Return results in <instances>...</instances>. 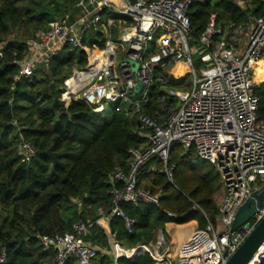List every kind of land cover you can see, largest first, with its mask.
<instances>
[{"label": "trees", "instance_id": "16d2710c", "mask_svg": "<svg viewBox=\"0 0 264 264\" xmlns=\"http://www.w3.org/2000/svg\"><path fill=\"white\" fill-rule=\"evenodd\" d=\"M76 1L0 0V256L5 255L3 264H50L55 252L42 248L41 237L62 236L82 221L88 227L83 240L97 252L92 264H154L148 253L114 259L111 241L131 250L153 244L157 231L164 234L166 224L194 221L197 230L215 224L219 208L214 198L222 187L220 175L198 157L193 147H173L168 161L169 166L174 165L170 178L156 158L137 172V188L158 197L161 208L145 202L121 203L125 216L135 222L130 233L123 219L111 215L110 191L120 188L121 183L111 184L109 177L116 170L129 171L133 157L128 150L147 147L136 127L140 116L162 121L157 99L164 91L151 87L149 100L138 113L127 112L122 102H103L102 112L94 111L82 100L66 107L60 101L63 82L74 69L86 65L84 52L68 45L48 64L36 68L32 76L14 81L16 63L26 55L27 43L47 31L53 21L73 23L78 19L81 11ZM244 1V8L235 0L194 2L187 13L191 30L188 46H198L213 14L216 27L228 32L264 14V0ZM103 15L119 17L108 10ZM98 38L100 34L88 31L83 43L95 42L102 47ZM191 59L195 72L201 70L199 56ZM158 72L165 78L167 89H179V80L167 68H159ZM262 80L264 68L257 81ZM254 95L258 119L264 122V81L255 86ZM22 142L37 149L29 163L21 161ZM99 209L105 213L109 233L96 223L102 218ZM66 264H77V260L71 258Z\"/></svg>", "mask_w": 264, "mask_h": 264}, {"label": "built area", "instance_id": "2783aa9c", "mask_svg": "<svg viewBox=\"0 0 264 264\" xmlns=\"http://www.w3.org/2000/svg\"><path fill=\"white\" fill-rule=\"evenodd\" d=\"M196 1L77 0L79 18L73 23L51 22L47 31L38 33L27 43L26 55L16 63L15 82L32 76L37 67L48 64L66 45L82 50L86 65L74 69L61 88L60 101L66 107L82 100L94 111L102 112L103 102H122L127 112L138 113L148 102L151 87L164 91L157 99V113L162 121L140 116L136 127L138 135L147 141V147L142 151L128 150L133 157L129 171L116 170L109 177L111 184L121 183L120 188L113 187L110 191L111 215L123 219L130 233L135 222L125 216L121 203L145 202L161 208L158 197L137 188L139 168L156 158L165 166L164 171L170 178L174 169V165H168L170 150L176 146L184 150L193 147L200 159L219 172L221 228L208 223L203 230H195L176 256L171 255L170 244L161 231H157L153 244L124 252L127 257L148 253L154 264H225L264 220L263 197L256 213L230 232L237 211L252 194L264 188V122L258 119V100L254 95V88L259 84L255 81L254 67L264 59V14L253 21L248 42L240 53L228 44L224 31L216 27L215 14L198 39V46L190 48L187 13ZM106 10L119 17L104 16ZM88 31L100 34L98 41L104 45L84 44L83 37ZM160 32L163 35L157 38L149 53L150 45ZM114 38H118V43ZM194 55H198L203 64L200 76L192 67ZM0 58H3L1 45ZM128 61L138 64L136 73L132 72ZM170 61L172 66L187 67L192 77L190 91L166 88L167 82L158 69L166 68ZM169 74L179 78L173 71ZM138 84L142 89L136 94ZM36 154L37 149L32 144H20L23 163L31 162ZM251 207H257L255 199ZM98 213L104 218L101 209ZM102 218L96 221L98 225ZM87 232V225L78 221L69 233L41 237L42 248L55 252L50 264H66L71 258L76 259L77 264H92L97 252L83 240ZM3 263L4 253L0 256V264ZM247 264H264V242Z\"/></svg>", "mask_w": 264, "mask_h": 264}, {"label": "water", "instance_id": "95a60500", "mask_svg": "<svg viewBox=\"0 0 264 264\" xmlns=\"http://www.w3.org/2000/svg\"><path fill=\"white\" fill-rule=\"evenodd\" d=\"M132 66V72L136 73L138 70V64L132 61H128ZM52 92L54 91V84L50 85ZM142 89V85L138 84L135 93L138 94ZM264 197V188L259 193L252 194L243 206L237 211L235 220L231 226L230 232H234L240 226L245 224L255 213L257 208L262 204ZM256 200L257 207H251ZM264 242V220L254 229L239 249L233 254V256L225 264H247L259 246Z\"/></svg>", "mask_w": 264, "mask_h": 264}, {"label": "crops", "instance_id": "0c3cea01", "mask_svg": "<svg viewBox=\"0 0 264 264\" xmlns=\"http://www.w3.org/2000/svg\"><path fill=\"white\" fill-rule=\"evenodd\" d=\"M234 29H237V28H234ZM231 35H232V33L230 35H227L226 31L224 30V37H225V39L227 40L228 43L231 40V38H230ZM215 203L218 205L216 200H215ZM100 226L107 233H109L108 222H107L106 219L102 218V220L100 222ZM195 230H197V224L194 221H191L189 223L182 224V225L166 224L164 226V234H165V237H166L167 241L170 244V249H171V255L172 256H176L177 255L180 247L184 244V242L190 237V235ZM116 245L117 244L115 242L111 241V252L113 254L114 259H117V258H120V257L131 259V258H133L135 256V255H133L132 257L131 256L127 257L124 254V252H130L132 249L131 250H125V249L121 248L119 245H117V246ZM116 253L118 255H116ZM115 255H116L117 258L115 257Z\"/></svg>", "mask_w": 264, "mask_h": 264}, {"label": "rangeland", "instance_id": "374dc122", "mask_svg": "<svg viewBox=\"0 0 264 264\" xmlns=\"http://www.w3.org/2000/svg\"><path fill=\"white\" fill-rule=\"evenodd\" d=\"M241 7H245V1L244 0H235ZM253 23H250L244 27H240V28H237V29H232L230 30V32H228V30L226 29V34L227 35H230L232 33V35L230 36L231 40L229 41L228 44H230V46L232 47L233 50H235L237 53H240L244 50L247 42H248V34L250 32V28L252 26ZM112 33H115V28H112ZM162 36L163 33H159V36ZM115 42L118 43V38L115 39ZM195 56V55H194ZM120 58H118V61H119ZM203 67V66H202ZM38 68V67H37ZM166 68L171 72L173 71L176 67L175 66H172V62L170 61L169 64L166 66ZM197 76H200V70L196 72ZM261 74V72L258 74V77L259 75ZM258 77H257V80H258ZM179 80L178 84H179V89L178 91H190L191 88H192V83L190 84V86L187 88L185 86L188 85V83L191 82L192 80V77L191 75H189L188 73L184 72V74L182 76H180L179 78H177ZM264 80L262 81H257L258 83H261L263 82ZM221 199H222V187H220L219 191L216 193L215 195V200L216 202L218 203V206L219 204L221 203ZM215 225L217 227V229H220L221 228V222H220V217L219 215L216 217V222H215Z\"/></svg>", "mask_w": 264, "mask_h": 264}, {"label": "bare ground", "instance_id": "6f19581e", "mask_svg": "<svg viewBox=\"0 0 264 264\" xmlns=\"http://www.w3.org/2000/svg\"><path fill=\"white\" fill-rule=\"evenodd\" d=\"M264 68V59L260 60L258 63H256L254 67V75H255V81H257L258 74L262 71ZM188 69L183 64H178L177 67L173 70V74L175 76H182L184 72L187 73Z\"/></svg>", "mask_w": 264, "mask_h": 264}]
</instances>
